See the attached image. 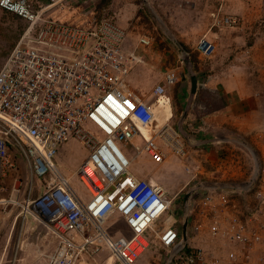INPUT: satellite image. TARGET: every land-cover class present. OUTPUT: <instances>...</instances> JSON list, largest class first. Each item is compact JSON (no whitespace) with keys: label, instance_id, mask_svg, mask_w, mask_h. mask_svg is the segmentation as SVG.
<instances>
[{"label":"built area","instance_id":"2783aa9c","mask_svg":"<svg viewBox=\"0 0 264 264\" xmlns=\"http://www.w3.org/2000/svg\"><path fill=\"white\" fill-rule=\"evenodd\" d=\"M69 1L47 0L48 5L36 9L29 0H0L1 10L26 23L0 68V197L9 172L20 165L12 159L21 160L28 186L20 204L23 218H33L56 240L44 264H137L153 238H158L164 251V264H210L202 250L188 248L183 236L185 221L189 225L197 209V196L192 194L184 206L188 215L183 225L156 228L164 216L171 221L173 201L164 187L131 171L130 148L136 158L147 155L157 163L165 161L164 150L181 159L188 155L185 139L174 124L159 126L148 102L129 100L122 93L126 80L144 60L126 51L127 33L112 17L74 25L48 15L50 9ZM213 20L214 27L240 21L217 13ZM140 44L154 47L149 37L141 38ZM215 51L207 37L195 45L200 62L210 60ZM176 68H186L183 56ZM176 68L155 87L156 97L167 94ZM71 140L80 142L89 156L67 176L57 160ZM253 160L250 181L240 191L230 186L211 188L225 216L211 230L219 234L225 224L232 242L249 247L251 255L261 250L258 258L264 262V154L253 153ZM74 180L86 195L74 189ZM40 183L44 190L34 197ZM248 195L249 223L243 221L239 206ZM201 200L200 214L206 217L214 197L204 193ZM114 217L125 223L129 235L110 233L108 223ZM20 247L19 241L16 253Z\"/></svg>","mask_w":264,"mask_h":264},{"label":"rangeland","instance_id":"374dc122","mask_svg":"<svg viewBox=\"0 0 264 264\" xmlns=\"http://www.w3.org/2000/svg\"><path fill=\"white\" fill-rule=\"evenodd\" d=\"M107 2L108 0H71L65 5L68 6V9H73V14H76L77 17H79L78 19L83 20L82 22L74 23V25H84L96 24L107 17L116 19V16L113 14L114 10H109L106 5ZM139 2L143 8L142 11L151 19L150 22L149 20L146 21L150 26H144V31L147 33L146 35L154 41V48L156 47L157 50L165 54L164 59L169 63L166 65L169 68L176 67V63L178 64L177 60L179 61L182 56L173 40L184 48V44L180 41V38H182L180 31L185 24L180 26L179 23H187L189 21L188 17L198 18L201 19V21L206 20L207 22H209L208 20H213V16L210 13V19L207 17L208 12H206V17L204 15L201 16V12H197L198 14L193 17L192 15L187 16L186 12H183L180 7L178 8L180 10L176 9L177 7L172 6V3L169 4V8L165 7L167 9H162L160 6L158 7L147 0H139ZM171 2H175V0ZM221 2L222 11H216L219 17H236L240 21L233 26L214 27L212 26L214 20L212 24L209 22L207 27L205 25L193 26L194 33H198V31L201 32V29L206 30L205 34L207 32L211 33L210 36H214H212L213 39H211V42L216 46L213 57L204 62L197 60V66L198 63L202 68L212 65L211 62L215 60L218 49L221 48L219 43L220 39L231 37L238 40L233 47L226 44L224 47L221 46L224 51L228 50L230 54L232 52L235 53L232 58L227 60V63L223 64V66H239L240 71L244 72L241 74V78L250 82V89L241 91L250 96V136L245 137L240 134L242 138L239 137V143L236 144L238 145L236 148L237 152H234V154H240L237 155V157L241 158L242 164L244 159L248 160L250 170L247 175L249 180L246 181L249 182L251 174L254 171L253 153L264 154V0H235L234 3L237 5L236 7H240V9L236 11L232 10L233 12L229 10L226 0H222ZM151 5H153L154 8ZM67 15L68 13L65 11L64 14L61 8H57L52 12L54 19H58L64 23L70 22ZM22 27L19 25L18 29ZM14 35L16 34H13L12 31H0V66L6 58V54L10 53L12 50L15 43L12 38ZM239 39H241V41ZM188 49L196 54L194 45L192 48ZM140 50H142V48ZM248 50H250V54L248 53L249 55L246 53ZM145 54L146 53H141L143 56H145ZM237 55H239L238 58H236ZM177 56H180L179 59ZM158 61L162 62L161 59ZM137 70L143 71L144 74L146 73V80L142 79V77L136 73ZM209 70L211 71V69ZM134 73H136L135 77L140 81L144 80L143 85L141 87L138 86L139 92L151 98V101H154L156 104L158 103L157 105H160L159 101L167 99L168 95L172 97L171 100L173 101V97L178 94V89L168 90L167 88V94L164 97L158 98L154 95L155 83L152 82L153 80L150 81V77H156L158 72L154 70L151 62L144 61L139 64L132 72V74ZM212 73L213 72H207L208 75ZM204 78L207 79L206 76ZM133 88V85H127L126 88L123 86L122 93L127 99L136 101L133 96ZM182 114L183 110H180L179 113L176 114L177 117L173 123L176 124V121L181 118ZM156 115H158V113H156ZM159 120L160 118L157 120L158 125L162 123V120L160 123ZM168 121L167 119L164 122L166 123ZM85 128L92 132H96L95 129L89 125H86ZM98 136H100V134H98ZM240 141H242L241 143L248 142L249 144L247 143V147H243ZM141 144H143V142H141ZM164 151H166L165 161L163 163H157L147 155H141L136 158L134 150L131 148L128 150L129 157L132 160L131 171L137 176L142 175L143 179H148L152 183L164 187L168 198L173 201L172 208L168 213V215L172 216L171 221L169 223L166 222V217L164 216L157 221L156 228L162 226L167 227L168 225H178V227L183 225L182 222L185 220L186 215H188L184 207V198L187 193L193 191L198 186H202L201 189H197V191L193 193L198 198V204L195 212L191 214L187 229L188 248L202 250L210 264H264L261 258H258V256H262V251H258L257 255L252 251L251 255L249 247L232 242L225 224H223L224 228L219 234L213 233L211 230L215 221H225L223 219L225 216H222L223 213L220 211L219 197L217 193L211 191V188L230 186L232 188H239L238 191H240L243 184L241 185L239 183L243 181L235 180L236 176H232L234 173L233 170V173L227 168H223L222 171H220V165H218L217 161L211 162L210 160H202L200 154L196 155V161L194 162L189 153L186 158L181 159L167 150ZM88 156V150L80 142L71 140L63 147L57 163L67 176H71ZM191 161L192 166L190 167ZM166 162H170L172 169L171 173H166L163 169ZM230 166L234 167L235 165L233 164ZM224 171H229V174H224ZM174 172H176L175 175H173ZM185 173H187L188 176L185 175ZM14 178L20 182L21 180L26 181L25 174L20 172V169L19 172L15 174ZM72 186L79 193L86 195L85 192L83 193V188L78 180H74ZM35 187L36 189L33 193L34 197L38 196L44 190V184L40 183ZM204 193H210L214 197L212 209L206 214V217L200 214L201 208L203 207L201 197H204ZM25 197L26 195L21 198L17 197L15 204L9 202V200L0 204V264H12L16 246L23 237V243L21 242V247L19 249L20 253L18 255L19 259L23 258L22 264L33 263L35 256L40 257L39 254H42V256L45 257L51 254L55 249L56 240L52 237L47 228L34 220V222H32L33 218L31 217L27 219L23 218V207L20 206V204L24 203L25 200L23 198ZM239 206L241 212L244 214L242 218L243 221L249 223L250 215L248 213L250 212V195L242 197V199L239 200ZM29 219L31 224L27 225ZM32 224L36 227L35 232H23L28 230L27 227L33 228ZM196 226L199 227V230L195 229ZM108 227H111L109 230L112 235H129L125 223L119 217L112 218L108 223ZM152 240L151 247L137 264H164V251L159 246V240L158 238H153Z\"/></svg>","mask_w":264,"mask_h":264},{"label":"crops","instance_id":"0c3cea01","mask_svg":"<svg viewBox=\"0 0 264 264\" xmlns=\"http://www.w3.org/2000/svg\"><path fill=\"white\" fill-rule=\"evenodd\" d=\"M29 1L34 5L36 9H41L44 6L48 5L47 0ZM147 1L155 4L158 7L160 6V8L162 9L169 8V4L172 3L171 5L177 7L176 9L180 7L183 12H186L187 16L192 15V17L194 15H197V12H201V16L204 15L206 17V12H208L207 17L210 19V14L213 16V14H216V11H222V0H175V2H171L174 0ZM226 1L228 2V8L229 10H231V12L240 9V7H236L237 5H235L234 3L235 0ZM106 5L108 6L110 11L111 9L114 10L113 14L116 16L115 22L127 33L125 41L126 51L130 53H137V55H140L145 62H151L154 70L158 72L156 77H150V81L153 80L152 82L155 83L156 87L159 83L164 81V75L171 69L176 68L178 64L176 63V67H167L166 65L168 62L166 61V59H164L165 54L161 53L160 50H157L156 47H151L148 49L140 44L141 38L148 37L146 35L147 33L144 31V26H150V24L146 21L149 20L150 22L151 19L144 11H142L143 8L141 7L139 0H108ZM58 8H61L64 14L65 11L68 13L67 18L70 19L69 23L74 24L83 21L78 19L79 17H77L76 14H73V9H68L67 5L64 4ZM56 9L57 8L50 9L48 15L53 17L52 12ZM188 18L189 21L187 23H179L180 26H183L185 24V26H183V29L180 31L182 36V38H180V41H182V43L184 44V48H192L193 45L195 47V45L205 36L210 41L211 39H213L214 36H210L211 33L207 32L205 34V29H201V32L198 31V33H194L193 31V26L205 25L207 27V25H209V22H211L210 24L213 23V20H208L209 22H207L206 20L201 21V19L198 18ZM19 25L23 27L21 29H18ZM25 27V21L12 13H8L0 9V31H12L13 34H16L12 37L15 41L12 49L22 35ZM239 40L241 41V39ZM236 42H238V40L231 37L220 39L219 43L221 48L218 49L215 60L211 62L212 65L202 68L198 63L197 72H195L198 79V88L193 99L190 111L184 122V128L188 133L189 140H186L185 138L184 139L192 161L195 162V157L199 154L202 160H210L211 162L217 161L218 165H220V171H222L223 168L229 169L230 172H232L233 170L234 173L232 172V176H236L235 180L243 181L239 183L242 185L249 180L247 175L249 174L250 166L247 159H244L242 164L240 160L241 158L237 157V155L240 154H234V152H237L236 148L238 145L236 144L239 143V137H241L240 134L245 137L250 136V96L249 94H244L243 92H241L242 90L250 89V82L245 81L243 78H241V74H243L244 72L240 71L239 66H223V64L227 63V60L232 58L235 53L232 52L230 54L228 50L224 51L222 48V46L224 47L225 44L233 47ZM141 48L142 50H140ZM141 53L146 54L145 56H143L141 55ZM246 53L250 54V50H248ZM9 54L10 53L6 54L5 57L7 58ZM180 54H182L181 51ZM179 57L180 56H177L178 59ZM238 57L239 55H237L236 58ZM6 58L4 59L3 63L5 62ZM159 59H161L162 62H159ZM197 60H199L198 56ZM3 63L1 64L0 68L2 67ZM209 69H211V71ZM174 71L176 72L175 81L174 83L168 85V90L178 89V94L173 97V101L171 100L172 97L168 95L167 99H165L164 101H159L160 105H157L158 103L156 104L154 101H151V98L142 95L138 90V86L141 87L143 85V81L146 80L147 75L146 73L144 74L143 71H136V73L140 77H142V79H144L143 81H140L137 77H135L136 73H134L128 77L124 84V88H126L127 85H133V96L136 99V102L142 100L148 102L156 111V113H158L157 119L160 118L159 122H161L162 120L163 123L168 119V122L174 124L178 129V123L180 119L176 121V124L173 123V121L177 117L176 114L179 113L180 110H183V112L185 110L191 93L192 81L185 69L177 70L176 68L174 69ZM207 72L213 73L208 75ZM205 76L207 77V79L204 78ZM201 81H203L204 84ZM242 141H240V143ZM247 143L248 142L241 143V145L243 147H247ZM13 161L14 163L17 162L20 165L12 168L11 172H9L10 176L5 182V193L0 197L1 199L6 200H0V204L7 200L15 204L17 201V197L21 198L25 195L27 197L28 186L26 184V181L21 180L20 182L14 178L15 174L19 172V169L20 172H22V161H16L12 159V162ZM192 161L190 162V167L192 166ZM233 164L235 165L234 167L230 166ZM163 169L166 173H171L172 169L170 162H166ZM223 173L229 174V171H224ZM175 174L176 172L173 173V175ZM185 175L188 176L187 173H185ZM138 177L142 178L143 176L139 175ZM26 197L23 199L25 200ZM33 220L34 219H32V222L35 221ZM27 222V225L31 224L30 219ZM27 229L28 230H25L23 232H35L36 227H27ZM23 239L24 237L19 241L22 242ZM19 253L20 252L14 253L12 264H22L21 262L23 258H18ZM39 255L40 257L35 256L33 263H28L44 264V256H42V254Z\"/></svg>","mask_w":264,"mask_h":264},{"label":"water","instance_id":"95a60500","mask_svg":"<svg viewBox=\"0 0 264 264\" xmlns=\"http://www.w3.org/2000/svg\"><path fill=\"white\" fill-rule=\"evenodd\" d=\"M173 42L176 44V46L179 48V50L181 51L182 53V56H183V61H184V64H185V67H186V70L191 78V81H192V87H191V93H190V97H189V100L187 102V105L185 107V110L179 120V123H178V130L180 131V133L182 134V136L186 139V140H189V136H188V133L185 131V128H184V122H185V119L190 111V108H191V105H192V102H193V99L196 95V92H197V88H198V79H197V75L195 73V70H194V65L192 63V60H191V57L190 55L188 54V52L186 51L185 48H183L178 42H176L175 40H173ZM202 186H198L196 187L193 191H190L189 193L186 194L185 198H184V204L185 206L187 205L188 203V200L190 198V196L197 191V189H201ZM187 229H188V222L185 221L184 225H183V236H184V239L187 240Z\"/></svg>","mask_w":264,"mask_h":264},{"label":"trees","instance_id":"16d2710c","mask_svg":"<svg viewBox=\"0 0 264 264\" xmlns=\"http://www.w3.org/2000/svg\"><path fill=\"white\" fill-rule=\"evenodd\" d=\"M189 53L192 60V63L194 65V70L197 72V54L192 53L188 48H185Z\"/></svg>","mask_w":264,"mask_h":264},{"label":"bare ground","instance_id":"6f19581e","mask_svg":"<svg viewBox=\"0 0 264 264\" xmlns=\"http://www.w3.org/2000/svg\"><path fill=\"white\" fill-rule=\"evenodd\" d=\"M158 120V119H157ZM160 123V122H159ZM163 123H160L159 126H162ZM148 136H149V133L148 132H145Z\"/></svg>","mask_w":264,"mask_h":264},{"label":"clouds","instance_id":"9594fccd","mask_svg":"<svg viewBox=\"0 0 264 264\" xmlns=\"http://www.w3.org/2000/svg\"><path fill=\"white\" fill-rule=\"evenodd\" d=\"M187 51V50H186ZM188 52V51H187ZM184 206H185V204H184Z\"/></svg>","mask_w":264,"mask_h":264}]
</instances>
